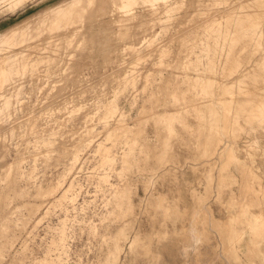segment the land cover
Returning <instances> with one entry per match:
<instances>
[{
	"label": "rangeland",
	"instance_id": "374dc122",
	"mask_svg": "<svg viewBox=\"0 0 264 264\" xmlns=\"http://www.w3.org/2000/svg\"><path fill=\"white\" fill-rule=\"evenodd\" d=\"M0 264H264V0H0Z\"/></svg>",
	"mask_w": 264,
	"mask_h": 264
}]
</instances>
